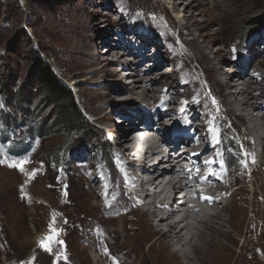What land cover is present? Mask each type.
Listing matches in <instances>:
<instances>
[{"label":"bare ground","instance_id":"bare-ground-1","mask_svg":"<svg viewBox=\"0 0 264 264\" xmlns=\"http://www.w3.org/2000/svg\"><path fill=\"white\" fill-rule=\"evenodd\" d=\"M156 1L170 7V20L183 33L178 36L180 48H171V53L181 68L184 86L180 90L177 81L161 91L157 86L164 85L163 73L155 79L142 77L138 57L128 60L132 53L122 49L124 40L130 39L123 35L126 32L112 50L116 61L100 57L99 48L106 41L95 47V59L84 54L89 64L81 73L93 67L89 81L96 83L87 114L93 122L105 124L106 133L112 135V150L104 163L91 161L79 167L78 197L60 182H48L45 166L38 163L32 184L35 219L41 225L53 224L58 231L55 253L73 258L84 255L86 264H264V73L260 72L264 62L249 56L243 65H232V71H226L213 61H225L230 48L206 52L219 38L223 40L221 36L245 0H191L182 12L180 0ZM194 11L206 16L208 33L199 32L205 26L198 24ZM116 26L124 28L121 23ZM213 26L217 28L210 30ZM107 28L104 25L102 30ZM195 30L198 36L193 34ZM107 32L111 37L114 28L109 26ZM139 34L132 41L140 39ZM132 41H128L131 47ZM144 52L138 56H149ZM157 57L158 51L153 55ZM149 67L148 73L154 66ZM128 81L125 87L118 86ZM198 82L201 89L196 88ZM206 89L211 90L215 103L223 105L236 134L245 137L241 165L233 166L224 151L222 128H217L223 123L212 112L205 113L194 128L197 110L193 111L191 98L204 102ZM115 96L121 98L120 104ZM107 106L112 109L110 114H104ZM120 117L123 127L116 128ZM208 118L214 119L215 131L207 127ZM134 119L143 127L136 126ZM113 178H117L115 185ZM122 184L129 188L127 193ZM198 186L205 187L203 194ZM62 221L68 223L73 237L61 247Z\"/></svg>","mask_w":264,"mask_h":264},{"label":"rangeland","instance_id":"rangeland-1","mask_svg":"<svg viewBox=\"0 0 264 264\" xmlns=\"http://www.w3.org/2000/svg\"><path fill=\"white\" fill-rule=\"evenodd\" d=\"M180 1L182 3L179 12H182L185 4L191 0ZM196 3L197 1L192 4ZM240 8L238 16L231 19L228 30L221 36L223 40L220 41L219 38L211 46L210 52L206 51L215 54L218 48L227 47L224 48L225 51L230 48V54L226 55L225 61H213V64H218L222 70L232 71V65H243L249 56L264 62V30L249 26L253 17L264 14V0H245ZM169 12L168 5L156 0H66L56 4L44 3L41 0H0V160L4 161L0 163V264H86L84 255L73 258L63 252L55 253L54 242L50 245L51 251H45L40 246V242L50 235V231L49 222L41 225L35 219L32 206L33 171L38 163L43 164L48 182H60L71 194L78 197L79 167L88 166L91 161L104 163L106 157H109L112 135L106 133L105 124L93 122L87 114L86 107L90 106L91 89L96 86V83L89 81L90 72L94 68H88L85 73H81L89 64V58L84 54L92 55V59H95L94 55L98 52L95 47L100 46L102 41H106V45L99 48L100 57L112 63L117 60L112 50H115L122 32H126L123 35L130 39L124 40L122 49L129 48L132 53L128 60H132V56L138 57L141 63L137 69L141 71L142 77L155 79L163 73L164 85H158L157 89L164 91L166 85H175L178 81L181 90V86H184L181 68L173 62L175 55L171 53V48L174 47L178 51V36L183 33L171 22ZM194 14L198 24L205 26L199 32L208 33L206 16L198 11H194ZM120 23L124 28L113 27ZM104 25H108V28L102 30ZM109 26L114 28L111 37H107ZM216 28L213 26L210 30ZM199 32L195 30L193 34L198 36ZM137 34L140 39L132 41V36L136 37ZM128 41H132L134 45L131 47ZM199 41L202 39L199 38ZM141 50H146L144 54L148 53L149 56L145 59L138 56ZM157 51L158 57L153 58ZM34 55H39L57 79L72 92L75 104L87 123L94 127V130L84 133V138L78 145L64 141L62 135H39L38 124L48 112L46 110L40 113L39 97L27 96L22 105L14 99L16 91L25 82L29 62ZM184 63L191 74H197L188 61ZM103 64L101 62L100 66ZM148 65L154 66L150 73ZM112 68L120 71L118 65H113ZM249 72L248 70L247 73ZM260 72L264 73V69L260 68ZM3 78L11 87L9 102H5L1 94ZM126 84L130 82L118 86L123 88ZM196 88L201 89L199 82ZM203 92L204 102L195 97L191 98L195 102L193 111L197 110L194 128L201 124L205 113L212 112L223 123L222 127L217 128H222V146H226L224 151L231 156L229 157L233 166L237 163L243 164L245 157L241 140L245 137L236 134L229 117L223 111V105L214 102L211 90L206 89ZM115 100L116 104H120L121 98L115 96ZM150 104L153 105V102L150 101ZM198 105L200 107H197ZM198 108L203 111H198ZM138 111L143 112L144 109L138 108ZM111 112V107L107 106L104 114ZM189 113L193 115L192 111ZM172 119L176 121V118ZM116 120V128L123 127L122 118ZM214 123V119H207V127L212 131L216 130ZM134 124L143 127L137 119H134ZM181 126L185 127V123L182 122ZM127 127L128 125L124 129L127 130ZM242 129L240 126L239 130ZM191 130L188 133L192 134ZM73 137L77 139V136ZM20 161H26L22 165L23 171L19 167L8 166L10 163L19 164ZM106 173L109 177L110 173ZM117 174L122 176L118 170ZM113 179L112 184H117V178ZM83 184L85 187L86 184ZM121 186L127 193L129 188L124 184ZM66 223L62 221L59 225L62 238L58 245L61 247L73 237V232ZM65 232L68 233V238L65 237ZM240 245L241 241L238 248ZM236 252H239V249Z\"/></svg>","mask_w":264,"mask_h":264},{"label":"trees","instance_id":"trees-1","mask_svg":"<svg viewBox=\"0 0 264 264\" xmlns=\"http://www.w3.org/2000/svg\"><path fill=\"white\" fill-rule=\"evenodd\" d=\"M41 1L56 4L66 0ZM250 22L251 28L264 30V14L253 17ZM1 94L5 102L10 101L11 87L5 78L1 81ZM27 96L40 98L38 107L41 109L40 113L48 110L37 127L40 136L62 135L64 141L78 145L84 138V133L94 130L75 104L72 92L57 79L49 65L39 55H34L30 59L25 82L16 91L14 99L22 105ZM73 136H77V139Z\"/></svg>","mask_w":264,"mask_h":264},{"label":"snow or ice","instance_id":"snow-or-ice-1","mask_svg":"<svg viewBox=\"0 0 264 264\" xmlns=\"http://www.w3.org/2000/svg\"><path fill=\"white\" fill-rule=\"evenodd\" d=\"M183 111V109L181 110ZM4 161L0 160V163H3ZM214 161H207L206 163L211 164ZM26 163V161H20L19 164L17 163H10L8 166L9 167H19L21 171H23V167L22 165ZM221 170H223V165H220ZM210 174H215L214 172L210 171ZM49 231L51 233V235L45 237L41 242H40V246L45 250V251H51V247L50 245L56 241L57 236L59 235L58 231L53 227V224L49 225ZM62 243V242H61Z\"/></svg>","mask_w":264,"mask_h":264}]
</instances>
